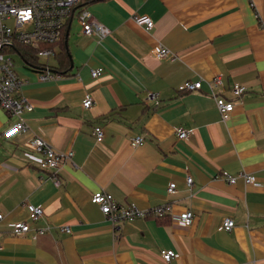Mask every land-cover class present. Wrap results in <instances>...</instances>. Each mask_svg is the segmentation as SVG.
<instances>
[{"label": "crops", "instance_id": "crops-1", "mask_svg": "<svg viewBox=\"0 0 264 264\" xmlns=\"http://www.w3.org/2000/svg\"><path fill=\"white\" fill-rule=\"evenodd\" d=\"M82 6L110 34L84 35L75 14L65 33L68 67L60 66V45L49 64L61 78L40 82L29 60L16 65L25 81L21 94L33 106L24 114L28 131L3 137L17 118L0 109V264H264V0ZM135 15L150 16L155 28L139 27ZM159 46L175 59L157 60L152 52ZM96 68L104 73L95 79ZM187 81H202V89L180 92ZM235 83L246 87L237 99L230 94ZM154 93L158 105L147 100ZM214 95L236 104L227 120ZM88 96L93 106L85 109ZM97 125L105 132L101 142L93 136ZM176 127L188 138L179 140ZM136 136L143 145L131 144ZM36 137L74 153L58 174L59 188L56 175L39 167L44 153L33 148ZM224 171L254 175L259 184L239 178L231 185ZM101 190L123 206L148 211L169 204L171 212L124 221L116 233L92 202ZM28 205L41 206L44 216L30 219ZM187 210L194 214L189 227L174 220ZM228 218L235 221L230 231L223 227ZM16 222L46 232L16 235ZM163 250L179 257L167 263Z\"/></svg>", "mask_w": 264, "mask_h": 264}, {"label": "built area", "instance_id": "built-area-1", "mask_svg": "<svg viewBox=\"0 0 264 264\" xmlns=\"http://www.w3.org/2000/svg\"><path fill=\"white\" fill-rule=\"evenodd\" d=\"M85 0H0V109L9 115L17 118L4 133L3 137L12 138L20 133L28 131V125L25 121L24 114L33 111V106L22 96V87L25 81L18 75L13 54L29 60L30 66L37 72L40 82H50L61 78V75L53 72V68L48 63H42L41 59L54 58L57 51L53 45H58L66 33L68 24L76 14L82 32L87 36H98L101 40L106 38L110 31L107 27L99 23L94 16L84 7L82 3ZM90 1V0H88ZM135 23L151 31L155 28L154 20L148 15H135ZM27 48L24 52L21 48ZM157 60L175 59V54L159 46L152 52ZM31 59L33 61H31ZM103 68L91 70L93 78H99L103 75ZM223 84L222 76L217 75L213 79V85L219 87ZM203 82L187 81L182 84L178 90L180 92H194L202 89ZM246 92V87L242 84H233L230 88V94L233 98H240ZM217 108L223 120H227L229 114L235 110L236 104L232 100L214 95ZM147 100L154 105L160 103L158 94H149ZM83 108L90 109L93 106V98L88 96L82 104ZM175 134L179 140H185L189 136V131L183 127L174 128ZM93 136L97 142L103 141L105 132L103 127L95 126ZM145 138L136 136L131 139V144L136 147L143 145ZM32 146L35 150L43 152L44 158L39 167L45 171H52L56 177L54 185L61 186L58 174L62 166L72 162L74 153L72 151L60 153L44 139L34 138ZM222 177L231 185L237 183L242 178L246 184H259L258 179L251 174L240 173L233 176L228 172H222ZM193 178L188 175L187 183L193 184ZM176 191V184L171 183L167 192L173 194ZM92 202L98 205L111 222L115 232H119L120 224L124 221H131L149 216L163 217L171 212L169 204L157 206L151 210H140L136 205L123 206L116 202L113 196L103 190L93 194ZM29 217L33 221H38L44 216V209L41 206L28 205ZM4 220V215L0 214V222ZM174 220L182 225L189 227L193 224L194 214L192 211H185ZM235 226V221L228 218L224 221L223 227L230 231ZM13 232L16 235H42L45 229H34L26 222H16L12 225ZM61 230L70 233L69 227H63ZM161 256L165 262L169 263L179 257V254L173 250H163Z\"/></svg>", "mask_w": 264, "mask_h": 264}, {"label": "trees", "instance_id": "trees-1", "mask_svg": "<svg viewBox=\"0 0 264 264\" xmlns=\"http://www.w3.org/2000/svg\"><path fill=\"white\" fill-rule=\"evenodd\" d=\"M64 43H65V35L63 37V40L58 44L61 47V54H59L58 59H59L60 66L62 68H64L65 66L68 67V64H69V60L67 58V52H66V49L64 47ZM54 46H56V45H53V47ZM21 50H23L24 52H28V49L24 48V47L21 48ZM31 61H33V60L31 59Z\"/></svg>", "mask_w": 264, "mask_h": 264}, {"label": "rangeland", "instance_id": "rangeland-1", "mask_svg": "<svg viewBox=\"0 0 264 264\" xmlns=\"http://www.w3.org/2000/svg\"><path fill=\"white\" fill-rule=\"evenodd\" d=\"M76 26V23L74 24V27ZM13 60L15 61V64L19 67L23 66V59L21 56L18 54H13ZM42 63H48V64H53L54 60L53 58H45L41 59Z\"/></svg>", "mask_w": 264, "mask_h": 264}, {"label": "water", "instance_id": "water-1", "mask_svg": "<svg viewBox=\"0 0 264 264\" xmlns=\"http://www.w3.org/2000/svg\"><path fill=\"white\" fill-rule=\"evenodd\" d=\"M72 68H73V64H72Z\"/></svg>", "mask_w": 264, "mask_h": 264}]
</instances>
